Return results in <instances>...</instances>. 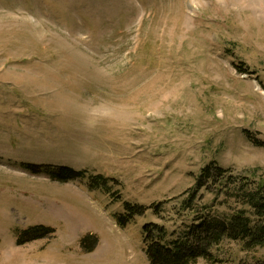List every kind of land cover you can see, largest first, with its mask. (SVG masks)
<instances>
[{
	"label": "rangeland",
	"instance_id": "rangeland-1",
	"mask_svg": "<svg viewBox=\"0 0 264 264\" xmlns=\"http://www.w3.org/2000/svg\"><path fill=\"white\" fill-rule=\"evenodd\" d=\"M253 141L264 0H0V264H149L145 225L173 247L205 206L236 208L196 188L203 168L264 177ZM64 166L87 175L54 180ZM35 225L56 231L18 245ZM211 252L196 264H264L228 238Z\"/></svg>",
	"mask_w": 264,
	"mask_h": 264
},
{
	"label": "trees",
	"instance_id": "trees-1",
	"mask_svg": "<svg viewBox=\"0 0 264 264\" xmlns=\"http://www.w3.org/2000/svg\"><path fill=\"white\" fill-rule=\"evenodd\" d=\"M254 143L258 146H264V142L256 141ZM29 168L36 173L44 171L41 166L29 165ZM57 170L59 171L56 173ZM229 171L213 161L203 168L197 178L196 188L199 190L212 185L216 187L217 191H225L226 198L235 201L236 208L231 213H226L221 217L206 212L208 206H205V213L199 216L196 223L190 228L188 242L176 241L173 247L164 243L167 235L164 226L145 225L144 242L149 264H196L201 258L209 263L220 262L221 260L212 254L211 248L225 238L242 242L245 249L264 247V177L238 178L232 174L227 175ZM86 175L84 170H76L66 166L56 167V170L52 172L53 179L62 183L84 179ZM191 197L186 205L190 201H194V194ZM186 205L187 209L190 208ZM128 206L130 207V205ZM135 209L144 212L145 207ZM118 225L125 227L126 222L121 220ZM55 231V228L44 225L32 226L21 232L17 244L22 245L33 240L47 238ZM91 237L94 240H91ZM97 243V237L92 235H87L81 239V245L85 247L83 250L86 253L92 252Z\"/></svg>",
	"mask_w": 264,
	"mask_h": 264
}]
</instances>
